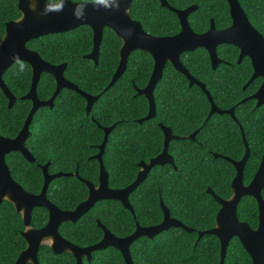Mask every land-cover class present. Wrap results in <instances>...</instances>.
<instances>
[{
	"label": "trees",
	"instance_id": "1",
	"mask_svg": "<svg viewBox=\"0 0 264 264\" xmlns=\"http://www.w3.org/2000/svg\"><path fill=\"white\" fill-rule=\"evenodd\" d=\"M55 1V0H51ZM101 1V0H74ZM252 26L264 36V0H238ZM173 8L197 5L188 16L194 32L201 33L213 19L216 28L231 23L226 0H167ZM131 16L142 28L154 35H174L180 24L176 14L161 7L159 0H132ZM20 17L16 0H0V40L5 24ZM26 46L37 52L50 64L65 63L64 76L80 90L90 95H99L86 116L85 99L79 93L63 88L54 99L51 108L40 107L33 115L29 126L30 135L25 147L37 163L51 162L48 172L58 169L72 171L73 164H81L79 174L97 182L99 163L93 155L103 141V128L113 126L108 135L102 155V163L109 176L111 188H122L137 176L140 161H148L159 154L163 146V133L157 123L169 126L173 133L183 138L171 140L168 152L177 170L170 165L154 166L146 178L130 193L129 202L134 215L115 200H100L75 223L60 224L62 237L78 246H88L99 241L101 222L114 235L124 237L135 229V223L152 225L163 217L160 200L170 214L184 225L193 228H169L153 238L139 237L129 247L133 264H219V240L205 234L197 239V231L208 230L215 224L219 205L207 193L226 199L231 195V181L235 175L233 165L213 153L240 159L245 148L239 126L242 127L250 148L243 179L247 183L253 176L264 151V104L255 106V101L243 97L252 94L260 83L255 79L242 89L251 74L248 58L236 63L238 49L229 44L218 46L217 53L227 63L215 70L203 48H196L180 55L182 64L198 80L205 84L214 103L220 108L234 106L237 123L228 114L209 115L210 103L202 90L189 86L184 75L169 63L163 69L153 95L156 116L138 123L148 111V101L136 94V88L144 87L151 69L148 53L135 50L127 59L125 72L109 84L119 62L121 40L108 27H104L98 63L95 65L84 56L92 48V31L86 25L73 30L43 35L29 40ZM9 91L17 98L11 108L0 90V135L13 138L21 129L32 103L21 100L30 86L31 69L23 61L13 63L3 74ZM55 90V80L48 73L40 75L36 93L40 100H47ZM92 117L95 122L90 118ZM97 123L100 124L98 126ZM198 129L194 140L186 138ZM62 161L68 160L71 167L55 166L51 152L60 153ZM90 156V159L87 157ZM5 161L11 177L27 192L38 193L43 175L36 163L28 162L20 153L6 154ZM36 164V165H35ZM264 197V188L262 190ZM87 196L86 185L75 177L62 176L53 179L47 189V198L58 208L73 209ZM239 220L248 222L252 228L258 223L257 202L244 196L237 207ZM47 222V211L42 207L31 212L30 226L41 228ZM24 225L20 214L8 201L0 203V264H14L25 248L22 236ZM39 264H75L68 252L55 254L48 246H41L37 254ZM83 264H125L121 253L107 247L91 254L90 261ZM223 264H251V258L241 243L233 237L227 246Z\"/></svg>",
	"mask_w": 264,
	"mask_h": 264
},
{
	"label": "water",
	"instance_id": "2",
	"mask_svg": "<svg viewBox=\"0 0 264 264\" xmlns=\"http://www.w3.org/2000/svg\"><path fill=\"white\" fill-rule=\"evenodd\" d=\"M20 17L5 24V31L0 40V90L8 100L7 107L16 101V97L9 91L3 80L4 72L15 62H26L31 69V82L28 92L21 96V100H30L31 109L24 120V123L13 138L0 135V203L8 201L21 215L24 230L22 236L26 246L19 254L14 264H39L37 254L41 245H47L54 253L69 252L75 258V264H82V258L90 260L91 253L105 249L106 247L116 248L122 255L125 264H133L130 257L129 247L139 237L153 238L161 231L171 227H180L186 232L193 229L170 217L167 208L161 203L163 218L160 223L153 226L136 225L135 230L127 236L117 237L101 223H98L103 230L102 239L90 246L79 247L64 239L58 232V227L63 222H75L86 213L96 202L100 200H115L134 214L129 203V195L146 178L154 166L169 164L174 166L173 157L168 153L169 142L178 137L170 128L159 124L163 132V148L159 154L150 158L147 162L138 163L139 170L136 178L127 186L120 189L108 187V173L103 168L101 155L105 148L107 137L113 126L104 128V137L99 145V152L95 156L99 161L100 174L98 184L92 183L77 176L88 188L87 197L78 203L72 210H61L50 203L45 196L46 186L50 179L62 176V173L48 175L46 167L44 171V185L39 194L26 192L18 183L12 179L9 168L5 162L6 154L18 152L27 160L33 161L25 147V141L30 135L29 126L33 115L40 107H52L54 99L63 89H70L84 97L85 111L88 116L93 103L99 95H90L80 90L74 83L64 76L65 63L50 64L40 55L29 49L26 43L29 40L37 39L43 35L64 33L79 26L86 25L92 30V49L84 57L90 59L96 65L98 63L99 48L102 40L103 28H110L121 40L119 50V62L109 84L105 90L125 72L127 59L132 51L140 50L150 54L153 60V69L146 86L137 89V94L144 96L148 101L147 114L139 119H151L155 116L154 88L162 77V71L166 63L183 74L190 85L199 86L206 94L210 102V114H230L234 118L232 108L227 110L218 109L212 102L209 92L204 85L195 79L183 66L180 61V54L190 52L196 48H203L209 56L213 69L220 64L216 48L221 44H229L237 47L240 51L238 61L244 56L250 58L253 73L248 82L255 77L262 78L258 90L251 96L256 100V106L264 103V37L249 22L242 10L238 0H226L229 6L231 24L224 29H216L213 20H210L209 28L203 33H195L188 23V15L197 6L191 5L183 9H176L170 6L166 0H159L160 6L174 12L180 24V31L171 36H152L146 33L141 24L135 21L130 15L132 0H101V1H80L73 0H16ZM42 73L50 74L55 80V90L47 100H40L36 93L37 84ZM195 132L188 136L193 139ZM245 142V139L243 137ZM245 152L238 161L228 157L235 168V176L231 181L232 194L228 199H223L210 189L207 193L219 204L220 208L216 214L215 224L212 228L197 231V239L205 234L214 235L219 240V264H223L229 241L236 237L244 250L251 258V264H264V200L261 198V190L264 187V154L260 164L249 184L242 183V173L249 156V149L245 143ZM218 157V154H214ZM243 196H251L258 204V224L252 228L247 222L240 221L237 217V205ZM43 207L48 212L47 223L39 229L30 227L31 211L33 208Z\"/></svg>",
	"mask_w": 264,
	"mask_h": 264
},
{
	"label": "flooded vegetation",
	"instance_id": "3",
	"mask_svg": "<svg viewBox=\"0 0 264 264\" xmlns=\"http://www.w3.org/2000/svg\"><path fill=\"white\" fill-rule=\"evenodd\" d=\"M51 1V0H50ZM74 1V0H73ZM167 1V0H166ZM75 2H80V1H75ZM239 2V1H238ZM168 3V2H167ZM169 4V3H168ZM170 5V4H169ZM192 5H195V4H192ZM171 6V5H170ZM189 6H191V5H189ZM197 6V5H196ZM188 7V6H187ZM131 8V7H130ZM165 8V7H164ZM186 8V7H185ZM168 9V8H167ZM176 9H178V8H176ZM181 9H183V8H181ZM197 9V8H196ZM195 9V10H196ZM169 10V9H168ZM171 11V10H170ZM131 15V14H130ZM189 16V15H188ZM132 17V16H131ZM133 18V17H132ZM134 19V18H133ZM187 19H188V17H187ZM135 20V19H134ZM210 20H213V19H210ZM210 20H209V25H210ZM135 21H137V20H135ZM137 22H139V21H137ZM214 22V21H213ZM140 23V22H139ZM188 23H189V21H188ZM231 24V23H230ZM229 24V25H230ZM190 25V24H189ZM215 25V24H214ZM228 25V26H229ZM228 26H226V27H224V28H227ZM142 27V26H141ZM191 27V26H190ZM216 27V26H215ZM192 28V27H191ZM208 28H209V26H208ZM207 28V29H208ZM224 28H216V29H224ZM91 29V28H90ZM104 29V28H103ZM143 29V28H142ZM206 29V30H207ZM144 30V29H143ZM193 30V29H192ZM205 30V31H206ZM92 31V30H91ZM145 31V30H144ZM180 31V30H179ZM194 31V30H193ZM205 31H203V32H205ZM146 32V31H145ZM203 32H201V33H203ZM146 33H148V32H146ZM196 33V32H195ZM148 34H150V33H148ZM177 34V33H176ZM150 35H152V34H150ZM102 36H103V34H102ZM152 36H154V35H152ZM163 36H171V35H163ZM263 36V35H262ZM264 37V36H263ZM102 41V40H101ZM122 44V43H121ZM221 45H223V44H221ZM221 45H219V46H221ZM233 46V45H232ZM121 47V46H120ZM235 47V46H234ZM237 48V47H236ZM92 49V48H91ZM217 49H218V46H217V48H216V54H217V57L221 60V62H220V64L221 63H227V64H230L229 62H227L226 60H224V58H221L219 55H218V53H217ZM238 49V48H237ZM99 50H100V48H99ZM120 50V49H119ZM91 51V50H90ZM140 51V50H139ZM133 52V51H132ZM147 53V52H146ZM184 53V52H183ZM182 54V53H181ZM180 54V55H181ZM208 54V53H207ZM239 54H240V51H239V49H238V53H237V58H236V63L237 64H240L242 61H243V58H248V60H249V63H250V66H251V69H252V71H251V74H250V76H249V78H248V80H247V82L244 84V86L242 87V89H245L250 83H252L255 79H257V78H260V83H259V86H260V84H261V82H262V78L261 77H259V76H257V77H255L251 82H248L249 81V79L251 78V76H252V73H253V67H252V63H251V60H250V58L249 57H247V56H244V57H242L241 59H240V61H238V58H239ZM149 56H150V54H149ZM99 57V56H98ZM150 58H151V56H150ZM180 58V57H179ZM151 60H152V58H151ZM210 60V59H209ZM181 61V60H180ZM182 63V62H181ZM170 64V63H169ZM165 66V65H164ZM172 66V65H171ZM184 66V65H183ZM185 67V66H184ZM217 67H218V65H217ZM216 67V68H217ZM186 68V67H185ZM210 68L212 69V70H215V69H213L212 68V66H211V62H210ZM152 69H153V60H152ZM152 69H151V72H152ZM164 69V68H163ZM187 69V68H186ZM187 71H188V69H187ZM151 72H150V75H151ZM189 72V71H188ZM190 73V72H189ZM162 74H163V71H162ZM191 74V73H190ZM150 75H149V77H150ZM183 75V74H182ZM192 75V74H191ZM193 76V75H192ZM194 77V76H193ZM162 78V77H161ZM186 78V77H185ZM195 78V77H194ZM195 79H197V78H195ZM148 80H149V78H148ZM148 80H147V82H148ZM198 80V79H197ZM188 81V80H187ZM198 81H200V80H198ZM147 82H146V84H147ZM159 82V81H158ZM157 82V83H158ZM203 85H204V87H205V84L202 82V81H200ZM146 84L144 85V87L146 86ZM157 85V84H156ZM188 85L189 86H192V85H190L189 84V82H188ZM194 85V84H193ZM195 86H197V85H195ZM259 86L257 87V89L252 93V94H250V95H248V96H246V97H243L242 98V100L240 101V102H243V101H246V100H248V99H252V100H254L255 101V103H256V100L255 99H253V98H251V96L252 95H254V93L258 90V88H259ZM144 87H141V88H136V94H137V89H143ZM156 87V86H155ZM197 87H199V86H197ZM200 88V87H199ZM155 89V88H154ZM201 89V88H200ZM205 89H206V87H205ZM202 90V89H201ZM207 90V89H206ZM208 91V90H207ZM84 92V91H83ZM154 92V91H153ZM203 92V91H202ZM209 92V91H208ZM204 93V92H203ZM205 94V93H204ZM210 94V93H209ZM138 95V94H137ZM206 95V94H205ZM154 96V95H153ZM211 96V95H210ZM207 97V96H206ZM212 98V97H211ZM209 101V100H208ZM212 102H213V104L218 108V109H221V110H227V109H230V108H232V109H234V106H232V107H230V108H220V107H218L215 103H214V101H213V99H212ZM210 103V102H209ZM264 104V103H263ZM263 104H261V105H263ZM261 105H259V106H256V104H255V106L256 107H260ZM49 108H51V107H49ZM155 109H156V104H155ZM210 109H211V106H210ZM91 110V109H90ZM233 112H234V110H233ZM90 113V112H89ZM213 114H216V113H213ZM213 114H210V110H209V115H213ZM223 114H227V113H223ZM218 115H222V114H218ZM228 115H230V114H228ZM155 116H156V112H155ZM154 116V117H155ZM153 117V118H154ZM230 117L232 118V120L233 121H235L236 123L238 122L237 121V119H236V117H235V115H234V118L230 115ZM90 118H92V117H90ZM152 119V118H151ZM93 122H95V120L92 118L91 119ZM138 121V120H137ZM143 121H145V120H143ZM143 121H141V122H139L138 121V123H142ZM96 124L98 125V126H100V124L99 123H97L96 122ZM159 124H163V123H161V122H158L157 123V125H158V127H159ZM164 125V124H163ZM164 126H166V125H164ZM166 127H168V128H170L169 126H166ZM104 128H107V127H104ZM104 128H103V131H104ZM160 128V127H159ZM239 128H240V132H241V140H242V143H243V148H246L245 147V143H246V145H247V148L249 149V156H250V148H249V145H248V142H247V140H246V137H245V135H244V132H243V130H242V127L241 126H239ZM113 129V128H112ZM171 129V128H170ZM162 131V130H161ZM171 131H172V129H171ZM198 129H196V130H194L193 132H191L190 134H188L187 136H186V138H188V136H190L192 133H194L195 132V136H194V138L193 139H191V140H194L195 139V137H196V135H197V133H198ZM111 132V131H110ZM163 133V132H162ZM172 133H173V131H172ZM174 134V133H173ZM174 135H176V134H174ZM178 138L177 139H180V138H183V137H181V136H178V135H176ZM103 137H104V134H103ZM243 137H244V139H245V142H244V140H243ZM108 138V137H107ZM164 140V139H163ZM174 140V139H173ZM107 142V141H106ZM170 143V142H169ZM162 148H163V146H162ZM27 149V148H26ZM105 149V148H104ZM27 151L29 152V154L32 156V158H33V161H29V160H27L24 156V158L28 161V162H30V163H36L37 164V166L41 169V171H42V175H43V181H42V186H41V189H40V191L38 192V193H35V195L36 194H39L40 192H41V190H42V188H43V185H44V181H45V177H44V171H43V168L44 167H46V173L48 174V175H55V174H58V173H62L63 175L62 176H69V177H75L78 181H80V179L77 177V176H79V177H81L82 179H84V180H86V181H88V182H90V183H92V185H94V186H96L97 184H98V180H99V174H100V166H99V171H98V175H97V182L96 183H94V182H92L91 180H89L88 178H85V177H83V176H81L80 174H79V168L81 167V164H78V162H75V164H73V170L72 171H68V170H66V171H64V170H60V169H58V170H56V171H54V172H48V167L50 166V164H51V162L49 161V160H47L45 163H43V164H40V163H37L36 162V159L34 158V156L32 155V153L27 149ZM98 152H99V147H98ZM98 152L95 154V155H93V158H95L96 159V155L98 154ZM244 152H245V150H244ZM103 153H104V150H103ZM103 153H102V155H103ZM169 153V152H168ZM170 154V153H169ZM214 154H218V153H213V156H214ZM264 154V151L262 152V154H261V156H260V159H259V162H258V166H259V164H260V160H261V157H262V155ZM51 155L54 157V164H55V166H64V167H71V165H70V162H68V160H64V161H62V151H60V153H56V152H51ZM102 155H101V162H102ZM171 155V154H170ZM219 155V154H218ZM243 156V155H242ZM249 156H248V158H249ZM215 157V156H214ZM218 157H222L223 159H225V157H228V156H221V155H219ZM228 158H230V159H232V160H235V161H238V160H240V159H238V160H236V159H233V158H231V157H228ZM248 158H247V160H248ZM87 159H90V156H88L87 157ZM97 160V159H96ZM226 161H228V162H230L231 163V161H229V160H227V159H225ZM247 160H246V162H247ZM6 162V161H5ZM97 162L99 163V161L97 160ZM145 162H147V161H145ZM7 164V163H6ZM35 164V165H36ZM232 164V163H231ZM102 165H103V163H102ZM165 165H169V164H165ZM233 165V164H232ZM245 165H246V163H245ZM8 166V165H7ZM170 166H172V165H170ZM258 166H257V168H258ZM173 168H174V166H172ZM234 167V166H233ZM9 168V167H8ZM103 168H104V166H103ZM244 168H245V166H244ZM257 168H256V170H257ZM105 169V168H104ZM174 170H177V167H176V169L174 168ZM234 170H235V168H234ZM256 170H255V172H256ZM10 171V170H9ZM105 171H106V169H105ZM107 172V171H106ZM236 172V171H235ZM243 172H244V169H243ZM255 172H254V174H255ZM254 174H253V176H254ZM11 175V174H10ZM62 176H58V177H62ZM235 176V175H234ZM253 176H252V178H253ZM58 177H56V178H58ZM252 178L247 182V183H244V179H243V173H242V183L244 184V185H247V184H249V182L252 180ZM13 179V178H12ZM53 179H55V178H52V179H50L49 180V182H48V184H47V186H46V190H45V196H46V199L50 202V200L47 198V189H48V186H49V183L53 180ZM233 179V178H232ZM15 181V180H14ZM16 182V181H15ZM81 183H83V184H85L84 182H82V181H80ZM16 183H18V182H16ZM19 184V183H18ZM20 185V184H19ZM21 186V185H20ZM22 187V186H21ZM108 187L109 188H111L110 186H109V176H108ZM23 188V187H22ZM86 188H87V186H86ZM123 188V187H122ZM264 188V187H263ZM263 188H262V190H263ZM24 189V188H23ZM111 189H120V188H111ZM25 190V189H24ZM262 190H261V193H260V195H261V198L264 200V197L262 196L263 194H262ZM26 191V190H25ZM27 192V191H26ZM28 193H30V192H28ZM31 194H34V193H31ZM87 194H88V188H87ZM231 194H232V190H231ZM231 196V195H230ZM229 196V197H230ZM87 197V196H86ZM228 197V198H229ZM244 197V196H243ZM228 198H226V199H228ZM253 198V197H252ZM255 199V198H254ZM241 200V199H240ZM256 200V199H255ZM257 202V201H256ZM50 203H52V202H50ZM130 203V202H129ZM161 203H163L161 200H160V207H161ZM53 204V203H52ZM121 204V203H120ZM218 204V203H217ZM239 204V203H238ZM55 205V204H54ZM122 205V204H121ZM163 205H164V203H163ZM219 205V204H218ZM132 206V205H131ZM165 206V205H164ZM123 207V206H122ZM166 208H167V206H165ZM237 207H238V205H237ZM37 208V207H36ZM43 208V207H42ZM92 208V207H91ZM90 208V209H91ZM124 208V207H123ZM219 208H220V206H219ZM257 208H258V204H257ZM34 209V208H33ZM32 209V210H33ZM45 209V208H44ZM60 209V208H59ZM89 209V210H90ZM61 210H63V209H61ZM69 210H72V209H69ZM88 210V211H89ZM161 210H162V208H161ZM167 210H168V212H169V215H170V217H172V218H174V219H176L175 217H173L171 214H170V211H169V209L167 208ZM219 210V209H218ZM47 211V210H46ZM87 211V212H88ZM32 212V211H31ZM86 212V213H87ZM130 212V211H129ZM218 212V211H217ZM131 213V212H130ZM85 214V213H84ZM83 214V215H84ZM132 214V213H131ZM162 214H163V211H162ZM217 214V213H216ZM236 214H237V211H236ZM82 215V216H83ZM132 215H134V214H132ZM21 216V215H20ZM81 216V217H82ZM238 217V216H237ZM80 218V217H79ZM78 218V219H79ZM163 218V217H162ZM215 218H216V216H215ZM22 219V218H21ZM47 219H48V212H47ZM77 219V220H78ZM239 219V218H238ZM76 220V221H77ZM162 220V219H161ZM178 220V219H177ZM75 221V222H76ZM179 221V220H178ZM241 221V220H240ZM30 222H31V220H30ZM75 222H71V223H75ZM161 222V221H160ZM159 222V223H160ZM243 222H245V221H243ZM47 223V222H46ZM63 223H65V222H63ZM98 223H101V222H99V221H97V225H98V227L102 230V228L99 226V224ZM182 223V222H181ZM248 223V222H247ZM62 224V223H61ZM102 224V223H101ZM158 223H156V224H152V225H145V226H153V225H157ZM249 224V223H248ZM258 224V223H257ZM103 225V224H102ZM136 225H140L139 223H135V227H136ZM250 225V224H249ZM60 226V225H59ZM104 226V225H103ZM140 226H143V225H140ZM186 226V225H185ZM31 227V226H30ZM43 227V226H42ZM41 227V228H42ZM105 227V226H104ZM188 227V226H187ZM257 227V226H256ZM255 227V228H256ZM32 228H34V227H32ZM59 228V227H58ZM172 228V227H171ZM175 228H180V227H175ZM35 229H39V228H35ZM108 229V228H107ZM193 229V228H192ZM24 230V229H23ZM109 230V229H108ZM135 230V229H134ZM110 231V230H109ZM193 231H194V229H193ZM192 231V232H193ZM199 231H203V230H199ZM59 232V231H58ZM111 232V231H110ZM112 233V232H111ZM22 234V233H21ZM60 234V233H59ZM116 236V235H115ZM102 237H103V230H102ZM102 237H101V239H102ZM118 237V236H117ZM64 238V237H63ZM65 239V238H64ZM100 239V240H101ZM67 240V239H66ZM99 240V241H100ZM68 241V240H67ZM99 241H97V242H99ZM70 242V241H69ZM97 242H95V243H97ZM26 243V242H25ZM94 243V244H95ZM73 244V243H72ZM75 245V244H74ZM91 245H93V244H91ZM26 246V245H25ZM41 246H47V245H41ZM40 246V247H41ZM76 246H78V245H76ZM88 246H90V245H88ZM49 247V246H48ZM79 247H82V246H79ZM83 247H86V246H83ZM243 247V246H242ZM50 248V247H49ZM107 248V247H106ZM94 252V251H93ZM69 253V252H68ZM247 253V252H246ZM55 254H57V253H55ZM60 254V253H59ZM92 254V253H91ZM248 254V253H247ZM38 259V258H37ZM75 259V258H74ZM83 259H86L85 257H83L82 258V264H83ZM90 259H91V257H90ZM87 260V259H86ZM88 261V260H87ZM90 261V260H89Z\"/></svg>",
	"mask_w": 264,
	"mask_h": 264
}]
</instances>
